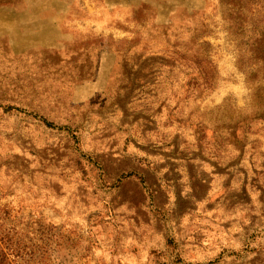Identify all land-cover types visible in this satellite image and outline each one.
<instances>
[{
  "label": "rangeland",
  "instance_id": "374dc122",
  "mask_svg": "<svg viewBox=\"0 0 264 264\" xmlns=\"http://www.w3.org/2000/svg\"><path fill=\"white\" fill-rule=\"evenodd\" d=\"M1 233L15 264H264V0H0Z\"/></svg>",
  "mask_w": 264,
  "mask_h": 264
},
{
  "label": "trees",
  "instance_id": "16d2710c",
  "mask_svg": "<svg viewBox=\"0 0 264 264\" xmlns=\"http://www.w3.org/2000/svg\"><path fill=\"white\" fill-rule=\"evenodd\" d=\"M202 74H201V77L205 80V82H210L211 80V77L210 76V72L213 71V70H209L208 71V68L206 67V64L205 66H203L202 68ZM7 111H10V110H14V109H17V107L15 106H9L8 108H5ZM46 124L48 126H54V124L52 122H49L47 120H45ZM3 235V236H2ZM0 236H2L3 238L4 237H7V234H0ZM2 238V239H3ZM0 264H15V261L12 260L10 257H9V254L3 249V248H0Z\"/></svg>",
  "mask_w": 264,
  "mask_h": 264
}]
</instances>
